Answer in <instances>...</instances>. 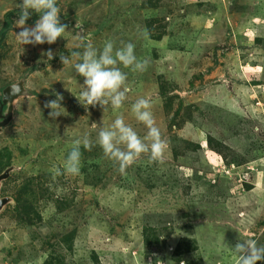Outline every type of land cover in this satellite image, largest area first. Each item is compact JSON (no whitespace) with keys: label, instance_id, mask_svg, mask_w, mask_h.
Returning <instances> with one entry per match:
<instances>
[{"label":"rangeland","instance_id":"374dc122","mask_svg":"<svg viewBox=\"0 0 264 264\" xmlns=\"http://www.w3.org/2000/svg\"><path fill=\"white\" fill-rule=\"evenodd\" d=\"M20 3L0 0V30ZM58 5L67 28L55 43L21 45L16 17L0 36V89L21 77L27 88L0 131V173L14 166L0 187L12 198L0 211V264H236L241 239L264 246V0ZM107 40L133 43L147 69L119 65L123 106L86 109L71 52ZM57 94L63 114L53 119L45 104ZM139 98L152 104L164 163L143 156L122 175L96 140L118 116L143 139L131 111ZM86 134L79 175L53 179Z\"/></svg>","mask_w":264,"mask_h":264},{"label":"clouds","instance_id":"9594fccd","mask_svg":"<svg viewBox=\"0 0 264 264\" xmlns=\"http://www.w3.org/2000/svg\"><path fill=\"white\" fill-rule=\"evenodd\" d=\"M18 19L15 25L21 29L16 33L21 45L53 44L58 38L64 37L67 25L59 19L60 7L58 0H22L18 5ZM32 12L39 14L33 27L26 26V21ZM76 28L82 26L76 24ZM145 36L147 33L145 32ZM117 48L115 42L107 40L102 49H97L93 44L82 42L77 45L83 51H72L71 57L75 59L72 68L75 73L82 76L83 90L75 95L79 103L86 109L89 106L99 105L103 110L110 104L114 110L120 109L127 99V73L119 65L130 69L132 72H143L147 69V61L140 60L135 54V45L131 42L123 43ZM52 59L51 50L47 53ZM63 65L69 64L68 56L61 55ZM63 97L48 101L46 108H50L49 117L55 119L63 114L60 101ZM152 104L147 98L137 99L131 106L135 119L147 128V134L142 139L137 132L125 123L122 116H118L109 128H101L98 132L96 143L102 149L104 158L118 166V171L126 175V170L143 156H147L149 164H163L166 142L162 139L159 127L156 126ZM96 123L92 124L96 128ZM93 142L86 134L82 139L74 140L71 145L63 170L55 168L53 179L62 174L79 175L81 168V147L91 150ZM238 259L236 264H257L264 260V246H258L253 239H241L234 248Z\"/></svg>","mask_w":264,"mask_h":264},{"label":"water","instance_id":"95a60500","mask_svg":"<svg viewBox=\"0 0 264 264\" xmlns=\"http://www.w3.org/2000/svg\"><path fill=\"white\" fill-rule=\"evenodd\" d=\"M24 84L25 79L21 77L18 81L8 84L2 88L0 96V131L7 126L13 118L15 100L23 95H26L27 88ZM3 105L5 106L4 109L2 108ZM13 169L14 166H8L0 173V187L2 181L9 177V174ZM11 201L12 198L9 196L0 197V211Z\"/></svg>","mask_w":264,"mask_h":264},{"label":"trees","instance_id":"16d2710c","mask_svg":"<svg viewBox=\"0 0 264 264\" xmlns=\"http://www.w3.org/2000/svg\"><path fill=\"white\" fill-rule=\"evenodd\" d=\"M59 3V0H58ZM18 14H19V8L16 9H11L5 12L4 14V20H3V27L0 30V36L4 35V31L5 29H8L11 26V22H12V17H16L18 18ZM39 18V14L37 13H32L30 15V18L26 21L27 24H34L36 22V20ZM44 264H51L50 261H46Z\"/></svg>","mask_w":264,"mask_h":264},{"label":"flooded vegetation","instance_id":"af4514ba","mask_svg":"<svg viewBox=\"0 0 264 264\" xmlns=\"http://www.w3.org/2000/svg\"><path fill=\"white\" fill-rule=\"evenodd\" d=\"M13 83V82H12ZM11 84V83H10ZM2 89H0V91H1ZM0 96H1V92H0ZM0 104H1V102H0ZM3 109L5 108V106L3 105V107H2Z\"/></svg>","mask_w":264,"mask_h":264}]
</instances>
